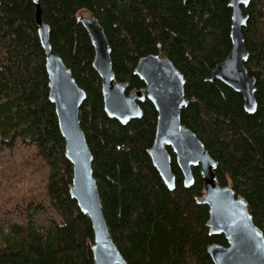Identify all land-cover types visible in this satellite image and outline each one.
Here are the masks:
<instances>
[{
    "label": "trees",
    "instance_id": "16d2710c",
    "mask_svg": "<svg viewBox=\"0 0 264 264\" xmlns=\"http://www.w3.org/2000/svg\"><path fill=\"white\" fill-rule=\"evenodd\" d=\"M229 1L39 0L52 52L86 94L80 127L109 234L126 264H213L207 247H226L227 241L208 232V207L196 201L203 188L198 168L192 169L193 185L184 188L168 149L175 176L169 191L153 167L147 154L157 123L153 105L141 104L142 117L125 125L105 114L94 49L77 16L93 15L103 28L115 78L127 83V92L144 86L134 74L139 58L162 53L172 62L183 75L188 101L181 124L217 163L218 183L246 201L264 236V0L242 9L249 16L242 33L245 67L256 80L254 114L243 110L240 94L206 81L231 50ZM34 12L32 0H0V150L17 144L34 149L47 169L52 217L39 223L22 211L20 220L1 225L0 264H94L91 223L69 195L72 167L48 100Z\"/></svg>",
    "mask_w": 264,
    "mask_h": 264
},
{
    "label": "water",
    "instance_id": "95a60500",
    "mask_svg": "<svg viewBox=\"0 0 264 264\" xmlns=\"http://www.w3.org/2000/svg\"><path fill=\"white\" fill-rule=\"evenodd\" d=\"M252 0H230L231 50L225 60L215 66L206 81L218 80L243 99V110L254 114L256 80L248 74L245 64L248 52L243 38V28L249 16L243 14ZM36 32L45 56L48 77V100L53 104L61 136L64 139V156L72 167L69 195L92 227L93 243L90 247L94 264H126L109 234L92 173L93 157L80 127L79 111L86 94L76 84L71 71L59 56L52 52L50 29L41 17L39 0H32ZM77 21L85 29L94 49L92 67L101 81L103 109L110 119L125 125L143 115L141 104L149 102L157 113V123L152 146L147 154L169 191L175 188L171 171V156L182 175L184 188L193 185L192 169L198 168L202 179V196L198 204L208 207L206 226L210 235H223L227 246L216 243L207 247L213 264H264V236L254 224L246 201L237 196L230 186L218 183L217 163L211 158L197 136L181 124V111L188 101L184 93L183 75L162 53L138 59L134 74L144 86L127 92V83L115 78L111 49L103 28L93 15L79 13ZM264 101V97H263Z\"/></svg>",
    "mask_w": 264,
    "mask_h": 264
},
{
    "label": "rangeland",
    "instance_id": "374dc122",
    "mask_svg": "<svg viewBox=\"0 0 264 264\" xmlns=\"http://www.w3.org/2000/svg\"><path fill=\"white\" fill-rule=\"evenodd\" d=\"M46 181L47 169L34 157L32 147L17 144L11 150H0V226L20 220L22 211L39 223L50 219ZM39 205L42 209L36 211Z\"/></svg>",
    "mask_w": 264,
    "mask_h": 264
}]
</instances>
